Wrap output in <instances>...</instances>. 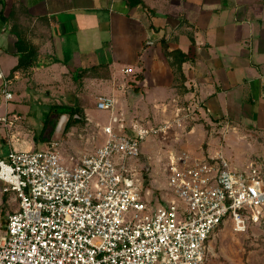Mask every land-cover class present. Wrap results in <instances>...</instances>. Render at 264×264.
Returning a JSON list of instances; mask_svg holds the SVG:
<instances>
[{
  "label": "built area",
  "instance_id": "built-area-1",
  "mask_svg": "<svg viewBox=\"0 0 264 264\" xmlns=\"http://www.w3.org/2000/svg\"><path fill=\"white\" fill-rule=\"evenodd\" d=\"M0 79L8 101L13 94L1 70ZM114 105L113 98L99 97V108ZM193 111L178 106L156 124L106 125L105 144L76 157L63 155L55 144L11 149L0 158V180L19 206L0 234V264H204L210 237L225 217L237 232L260 223L264 158L232 168L221 151L198 157L168 149L165 166L175 198L157 205L114 161L116 154L139 155L149 136L185 131ZM20 119L6 112L1 121L12 126Z\"/></svg>",
  "mask_w": 264,
  "mask_h": 264
},
{
  "label": "crops",
  "instance_id": "crops-1",
  "mask_svg": "<svg viewBox=\"0 0 264 264\" xmlns=\"http://www.w3.org/2000/svg\"><path fill=\"white\" fill-rule=\"evenodd\" d=\"M143 2L0 0V70L17 89L32 82L54 91L64 83L88 91L111 82L112 95L107 97L113 99L117 90L131 99L148 91L158 108L138 107L128 117L124 111L122 119L128 126L143 121L151 124L152 117L159 122L171 118L174 109L164 113L163 105L175 106L180 101L192 107L195 115L180 133L185 143L180 147L188 152V135L196 131L199 120L211 118L219 123L226 116L231 122L245 117L252 130L264 132V0ZM14 23L37 46L39 55L29 69L13 72L19 61ZM162 38L170 50L187 54L182 63L184 80L166 56ZM93 67L98 68L92 71ZM83 70L89 74L80 77ZM140 73L142 80L138 79ZM2 82L0 79V105ZM130 88L140 95H130ZM77 97L88 95L79 93ZM81 103L83 106L87 101L82 99ZM27 147L16 142L10 150ZM217 152L203 145L192 154L203 157ZM2 187L0 180V216L7 219L17 209L13 205L17 199Z\"/></svg>",
  "mask_w": 264,
  "mask_h": 264
},
{
  "label": "rangeland",
  "instance_id": "rangeland-1",
  "mask_svg": "<svg viewBox=\"0 0 264 264\" xmlns=\"http://www.w3.org/2000/svg\"><path fill=\"white\" fill-rule=\"evenodd\" d=\"M49 77L51 76L48 74L45 76L47 79ZM61 85V89L54 91L53 88H44V85L36 86L31 82L28 86L24 82V88L17 89L13 81L11 86L8 82V89L13 96L6 105L4 94L1 92L3 99L0 105V157L8 154L11 143L14 145L16 142L26 144V147L30 145L31 147L26 149L32 151L45 149L55 144L63 155L69 157H76L85 152L92 153L104 145L108 139V134L104 130L105 126L112 125L114 129L118 128L121 120H124L122 119L124 111L128 117L138 107L155 108L152 94L148 91L140 98L131 99L117 90L114 92V108L102 109L98 107L99 94L111 96V82L88 91L73 87V84ZM85 92L88 98L82 99L87 103L82 106V99L77 97V94ZM48 93L54 96L49 97ZM57 97L61 100L56 101ZM181 103L178 101L175 106L163 105L162 112L167 113L173 109L175 111L178 106H187ZM69 106L78 107L89 120H83L75 114L70 128L65 132L66 122L71 116ZM6 108L10 114L22 115L20 120L8 127H5L4 122L1 121L6 114ZM172 114L174 115V112H171V117ZM62 117L64 122L61 129H58ZM225 118L219 123L211 118L207 122L199 120L196 123V131L188 135L189 152L195 154L199 147L208 145L210 151H221L232 168H245L250 162L264 158V132L252 130V123L245 117L242 121L232 122L229 121L228 116ZM151 119V124L159 123V120L153 117ZM139 124L148 125L149 123L143 121ZM182 132L183 130L173 129L165 137L163 135L147 137L140 143L139 155L122 157L116 154L114 156L118 166L125 165L128 174L136 180L139 190L145 196L152 198L156 205L175 198L168 182L165 157L168 149L184 147L185 143L181 141L180 134ZM11 195L16 196L14 192H11ZM13 205L18 208V200ZM6 223V217L0 216V234L4 233ZM204 264H264V217L260 223H248L244 232L235 231L232 220L225 217L210 237Z\"/></svg>",
  "mask_w": 264,
  "mask_h": 264
},
{
  "label": "trees",
  "instance_id": "trees-1",
  "mask_svg": "<svg viewBox=\"0 0 264 264\" xmlns=\"http://www.w3.org/2000/svg\"><path fill=\"white\" fill-rule=\"evenodd\" d=\"M132 4H143V0H131ZM13 29L16 32L17 35V51H18V57L19 61L17 65L13 68V72L17 70H23V69H29L33 66L35 61L38 58V48L37 46L33 45L27 38L25 33L22 32V30L16 26V23L13 24ZM162 47L167 57L170 58L171 64L174 66L176 73L178 74L179 79L184 80V73L182 70V63L187 60L188 56L186 53H184L180 49H174L170 50L168 42L165 38H162ZM98 67H93L91 70L94 71ZM90 70V69H89ZM89 70H83L79 76L83 77L89 74ZM144 75L143 73L138 74V79H143ZM70 107V106H69ZM69 113L71 114L70 118L67 120L65 125V132L68 131V129L71 126L72 118L75 114H78L83 120H86V116L83 112L80 111L78 107H70Z\"/></svg>",
  "mask_w": 264,
  "mask_h": 264
},
{
  "label": "water",
  "instance_id": "water-1",
  "mask_svg": "<svg viewBox=\"0 0 264 264\" xmlns=\"http://www.w3.org/2000/svg\"><path fill=\"white\" fill-rule=\"evenodd\" d=\"M128 93L130 95H133V96H136V95H140V92H136L134 88H130L128 90ZM63 122H64V117H62L59 121V125H58V129H61L62 125H63Z\"/></svg>",
  "mask_w": 264,
  "mask_h": 264
}]
</instances>
